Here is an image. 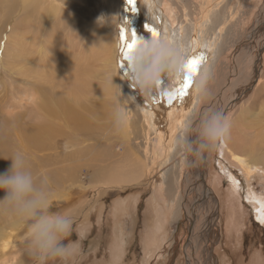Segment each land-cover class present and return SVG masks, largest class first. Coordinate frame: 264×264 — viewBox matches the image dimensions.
Masks as SVG:
<instances>
[{
	"label": "rangeland",
	"instance_id": "1",
	"mask_svg": "<svg viewBox=\"0 0 264 264\" xmlns=\"http://www.w3.org/2000/svg\"><path fill=\"white\" fill-rule=\"evenodd\" d=\"M184 2L186 8L190 11L195 6L192 0H184ZM55 4L61 8V14L65 16L63 26L58 27L64 30V32L70 34L66 40L71 42L70 44L68 43V45L64 43L65 37L60 36L61 31L59 28L57 29L56 27L50 31V29L56 25V19L47 21V18H44L40 20L42 14L36 12L28 18L26 24H19L22 19H27V14H24V11L20 12L21 7H18L16 14L11 15L8 14L9 8H7V4L4 3V6L0 5V33L3 32L2 27L4 24H7L0 48V122L5 121L7 124L9 123L8 129L12 131L10 132L7 129L3 133L4 136L2 135L0 138V156L9 158L12 157L11 155L16 151L26 153L33 173L42 178H46L47 180V188L51 193L50 210L55 213L68 215L72 217L74 221L73 231L69 240L74 242L73 247L75 249V255L65 262H62L57 258H50L44 261L43 264H188L186 262L187 257L182 253V245L186 239L187 224L185 221L186 214L182 208L186 201L183 202L185 175L183 177L182 173L184 170L181 165L183 158L185 159L186 157L176 150L175 141L178 133L186 125L198 124L200 118L203 116V109L211 102H215L213 110H221L229 116L232 112L234 113L238 106L244 104L249 99L248 98L245 101L244 99L246 98L238 99V102L233 104L232 102L234 101V98L230 94L222 96V91L224 94L225 89L229 87L226 85H233L232 81H235L236 84L234 89L243 90L246 93L249 86L248 83L253 81L255 77L257 79V73L254 74L250 68L242 69L237 76L232 75V72L238 69V67H234L233 69L232 65L234 66L235 64L238 66L241 63L239 56L235 52L238 45L240 46L242 43H244V45L246 43V45H249L251 41L253 43L256 42L255 45H257L259 40L261 42L264 40V0H200L199 8L201 10L205 9L206 11L207 9H214L213 14L219 15L220 24L224 20L223 16L226 17L227 14L229 24L227 25L231 28V31L230 29L229 31L227 29L222 36L223 41H221L219 40L218 31L217 34L216 31H209V28L213 24L210 23L206 26L207 28L205 27L206 32H204L202 36L204 42L200 47L202 53L206 54L207 60L201 65L200 73H198L197 78L194 79V82L196 81L195 89L192 92L190 89L188 95L185 97L188 98L185 105L183 103L185 98H176L172 103L173 105H169L166 99L158 98V94L151 98V101L155 102L154 105H149L139 91L131 87V82L125 80L124 76L127 75L128 64L127 60H124L121 55L120 29L122 27L128 29L129 40L131 39V28L137 29L140 32L144 42H147V39L151 36L149 31L151 26H149L144 14H128L129 6L131 7L128 0L124 1V6L122 7L124 11L121 12V14H116L118 17L114 14L115 6L117 5L114 0H95L94 5L97 4L99 6H96L98 7V10L95 11V7L90 8L88 6V10L84 12L78 11L76 7L69 9L68 7H70V5L65 4L62 0L60 2L57 1ZM74 4L79 6L82 3L78 4L77 2H74ZM125 5L127 8H125ZM101 8L104 11L103 13L100 11ZM105 12L109 14V17L105 15ZM199 12L201 11L199 10L197 14H202V12ZM90 13L93 15L92 17ZM218 15L211 16L213 17L212 21H214V17ZM73 17L77 18L79 21L85 20V23L91 21L94 24L98 21L97 25H99V23L100 25L93 31L98 32V29H100L110 34L108 39H113V42L116 43L117 47L115 69L114 64L110 65L104 59L106 64H104L105 62L97 64L96 69L98 70V73H90L89 76L82 75L81 77L88 81V84L85 85L88 91H84V93L81 94L85 96L82 97V99L85 105H88V107L93 108L94 110V112L87 114L90 129L84 133L88 134L77 135V132H75L69 142L59 137H53L47 140V142H49L46 144L45 149L40 150L24 140V138H26L25 135L31 131H37V133L41 132L42 134L38 133L41 138L44 134L48 133V130H45L43 125L38 123V120L35 122L31 117L29 118L31 112L35 110V105L39 103L38 100H35L34 102V100H31L32 98H29L32 94V97L34 95L38 99V95L32 88L33 86L31 83L37 82L39 77L37 73L31 71L30 67H28L30 66V60L25 61V56L31 50V45H33V39L25 45L26 47L24 49L26 50H24L23 53L18 49V53H21V55L16 58L17 50L15 51L13 46L8 48L10 51L8 49L3 51V43L6 39L5 34L10 30V27L13 28V30L16 29L15 32L20 31L21 35L24 33H32V30L42 31L43 35L45 34L44 32H46L47 39L52 41L55 40L54 42L56 45L63 49V55L67 53L68 56H66V58H68V70L72 72L75 70L76 62L73 63L69 57L72 56L73 59L77 58V60H80L81 58L79 57L81 56V50L84 49L85 46L93 43H96L97 46H101V49L103 46L99 34H86V31H80V25L75 22ZM100 18L103 25H101V21L99 22ZM236 23L238 24V27ZM157 24H159V21H157ZM258 24L259 26H256ZM107 27H109L108 30ZM232 31H234V33L230 34ZM47 33L50 35H47ZM51 33H53V37H51ZM240 38L242 39L241 41H239ZM205 39H213L211 50H209L210 48L207 46ZM90 40L93 42H90ZM230 42H234L231 43L232 45H237L232 46ZM255 45H253L254 48L256 47ZM250 51L251 53H249ZM250 51L246 50V52L240 55L241 58L242 56L243 58L247 57L244 60L245 62L252 61L255 57L256 52L254 51L253 53L252 50ZM261 52L259 55L262 54V56H264V45ZM58 53H60L59 50ZM89 56L87 55V58L90 59ZM1 57L2 59H6L4 68L1 64ZM82 62L83 64L87 63L83 60ZM230 67L232 68L231 70ZM110 70L112 71V74ZM70 71H68V74L71 73ZM68 74L67 72L63 75L59 74V80L64 76L69 78V80L74 81L75 75L72 74L73 77H68ZM110 74L111 76H109ZM112 75L114 76V79ZM200 77H204L206 83L203 89L197 90V82ZM34 79L37 80L35 81ZM112 80H114L113 83L111 82ZM78 81L79 79L75 80V82ZM120 82L122 83L123 90H126H124V92L128 94V96L125 93L124 95L126 97L132 96L135 98L128 99L131 108L129 106L127 107L128 113L130 112V117H133H131L132 124L129 126L126 125L122 131H117L113 127L112 114L114 105L117 102V99L114 97V92L115 96L117 95L118 97ZM254 82L255 81L251 83ZM40 83L43 86H48L46 81L44 84L43 80H40ZM181 84L182 83H180V85ZM180 85L177 84V88ZM29 88H31V90ZM255 88L251 87L247 96L251 97ZM173 90L174 89L170 90V92ZM232 90L233 89L231 88L229 92H232ZM106 92H109L111 98L110 96L105 97L104 93L107 94ZM262 95H264V93L259 95L256 100H259L260 98V100L263 101L264 96ZM18 97H21V99H18ZM104 97L106 99H104ZM27 98H29V100ZM112 98L114 101H111ZM27 100L28 103H30L28 104V108H26ZM251 100L254 99L252 98ZM32 102L35 105H33ZM111 104L112 106H110ZM152 107H155L156 110ZM263 108L264 102L257 107V111H263ZM9 110H11L12 113ZM24 114H28L29 116H26L25 118ZM19 115L24 116V119L20 123H18ZM235 115L232 120L237 121L241 117V114L238 111ZM136 117L141 119H138L139 124H134L137 119ZM12 123L14 124L12 125ZM134 129L136 131L133 132L136 133H132L133 137L131 132ZM66 131L70 130L67 129ZM158 135L163 136L160 143H158L160 141ZM129 138L137 139L140 142L141 146L133 144L134 147L136 146L135 148L133 147V150H135L134 152L139 154V156H142L140 154L143 152L142 148L147 147V144L149 146L151 145V149L148 146L150 153L151 151L152 154L155 153L153 155L155 158L153 157V159H149L148 162L147 159L142 156L145 163L143 168L140 166L142 169L140 167L137 168V166L135 167L128 158L131 157L129 156L130 149L127 150L129 145L127 140ZM155 145L157 147L162 145V148L164 149L162 155H156ZM36 150H38V152ZM47 151H50V153ZM158 153H160V151H158ZM238 158L246 161L247 165H251L250 160L246 158V156L238 155ZM6 160L8 161L9 159ZM6 160L0 158V173L6 172L11 166L12 162L10 160L11 163L6 162ZM220 160L223 163H226L225 168L231 170L234 174L233 176H235L234 178H237L238 183L243 184L244 190H241L240 193H237L236 191L235 193L233 190H230L232 195L237 198V203H234L232 207L229 206L228 202V186L231 183V179L228 178L227 174L220 170V164H218ZM237 162L238 161L234 157H231L230 154L228 156L226 154L224 159L221 156L220 147L215 149L214 157L212 159L211 178L208 180V185L211 188L213 187L212 189H215L216 187V190L221 196V214L218 218L219 225L217 224L221 227V233H219V240H221L213 252L215 258H217L215 261L216 264H253L258 257L257 253L264 254V228L258 225L260 224L259 222H256L254 207L251 202L249 203L248 198H246L248 191L250 192L251 189L257 194L264 196V174L261 176L262 171L257 170L254 175L249 174L248 176L246 175L247 173L242 167V164ZM3 163L5 164L3 165ZM172 165H175V169ZM260 168L262 169V166H260L259 169ZM169 170H171L170 176H167L166 174L163 175L164 172L167 173ZM134 172H136L135 175ZM216 173H220V176L219 174L216 176ZM52 182L54 186H52ZM176 189L179 191L177 192ZM180 190H182V192ZM174 192L176 195L178 194L177 197L175 195V198ZM57 193H65L66 196L61 198ZM165 193L166 195L168 194V196H166ZM5 195V192L0 191V199H3ZM163 197L166 201L163 200ZM12 218L13 216L10 214H0V232L3 231L4 234V237H0V264H6L3 262V259L12 261L14 264H38L28 246V222L21 221L22 223L20 226L13 229L10 225ZM151 219L154 221L152 224L155 225V229L158 228V230L154 231L155 235L162 238V244H160L157 253H154L153 256L149 255L146 246V239H148V234L151 233V228L153 227L151 226ZM118 235L120 237L119 239ZM123 237L125 239H123ZM65 242L67 243L68 241ZM118 251L119 254L123 253V251L125 252L121 263L116 261L115 253Z\"/></svg>",
	"mask_w": 264,
	"mask_h": 264
},
{
	"label": "bare ground",
	"instance_id": "2",
	"mask_svg": "<svg viewBox=\"0 0 264 264\" xmlns=\"http://www.w3.org/2000/svg\"><path fill=\"white\" fill-rule=\"evenodd\" d=\"M57 1L60 2L61 0H0V5L4 6V3L7 4L8 5L7 8H9L8 14H11V15L16 14L18 7L20 6L21 7L20 12L24 11V14H27V19L26 20L22 19L19 24H23V23L26 24L28 21V18L31 15L35 14L36 12H40V14H42V16H40V20H42L44 18H47V21H49L51 19H53V20L56 19L57 20L55 22L56 25H54V27L50 29V31H51L52 29H54L56 27L58 29L59 28L58 26H60V27L63 26V23H64V17L65 16L63 14H61V12H62L61 8H59L58 5L55 4V3H57ZM62 1L65 4L70 5V7H68L69 9L76 7L78 11H83V12L88 10L87 9L88 6L90 8L95 7V11H97L98 7H99L97 4L94 5L95 0H62ZM114 1L117 3V5L115 6V13L114 14L115 15L121 14V12L124 11L122 7L124 6V1H126V0H114ZM192 1L194 2L195 6L190 11L186 8L184 0H136V5H135L134 10H133L132 6L130 7L128 5L129 6V10H128L129 13L128 14H144L147 18L149 26L155 27L158 31L161 32V34L168 35L169 37L175 39L177 42L188 46L191 50V54H190L189 58L196 57L202 53V49L200 46H202V43L204 42V40H203L204 38L202 36H203V33L206 32V28H207L206 26H208L210 23L213 24L209 28V31H216V34L218 31V36L220 38L219 40H221V41H223L222 36L226 32V30L228 29V31H229V29H230V31H231V28L228 26L229 24H228L227 14H226V17L223 16L224 20L220 24L219 15L213 14L214 9H210V10L207 9V11L205 9L201 10L199 8L200 0H192ZM74 2H77L78 4H81V3L82 4L79 6H76L74 4ZM252 5H253V3H252ZM96 6H98V7H96ZM62 7H63V5H62ZM125 8H127L126 5H125ZM199 10L202 12V14H197V12ZM100 11H102V13L104 12L102 8L100 9ZM201 12H199V13H201ZM105 13H106L105 15H107V16L109 15V14H107V12H105ZM214 15H218V16L214 17V21H212L213 17H211V16H214ZM92 16L93 15L91 14V17ZM77 17H79V16H77ZM116 17H118V15H116ZM111 18H112V16H111ZM229 18H230V16H229ZM233 18H234V16H233ZM259 18H261V17H259ZM73 19L75 20V22L77 24L80 25V28L78 27L80 29V31H86V34L87 33L99 34L100 41L102 42L103 46H102V49H101V46H97L96 43L85 46L84 49L81 50V56L79 57V58H81L80 60H77V58L73 59L72 56L69 57L73 63L76 62L75 63L76 67L74 68L75 70L72 72L70 70H68V66H67V59L68 58H66V56H68L67 53H65L64 54L65 56H64L62 54L63 49L61 47H59L58 45H56V43L54 42L55 41L54 38H53L54 41L47 39L48 37L46 36V32H44L45 34L43 35L42 31L32 30L33 31L32 33H28V34L24 33L21 35L20 31L15 32L16 29L13 30V28L10 27V30L8 32H6V34H5L6 39L3 43V45H4L3 51H6V49L10 48V46H13V49L15 51L17 50L16 51L17 53L15 52L16 58H17V56L21 55V53L20 54L18 53V49H20L19 51H22V53H23V51L26 50V49H24L26 47L25 45L27 43L31 42L33 39V45H31L32 46L31 50L26 54L25 61L30 60V66H28V67H30L31 71L38 74L39 80L36 79L37 82L31 83V85L33 86L32 88L35 90L36 94L38 95L37 96L38 99L34 95L32 97V94L30 95L29 98L30 99L32 98L31 100H34V102H35V100H38L39 103H37L35 105L32 102L33 105H35V110L33 112H31L30 116L28 114H24V116H25V118H26V116H29V118L31 117L33 119V121H35V122L38 120L39 121L38 123L42 124L44 129L48 130V133L44 134L41 138L40 135L38 134L41 132L37 133V131H31L25 135L27 139L24 138V140L26 142H28L30 145L39 148L40 150L45 149L46 144L49 142V141L47 142V140L50 138L59 137L65 141L69 142L73 133H75V132H77V135H87L88 134V133H84L90 129V124H89L87 114L94 112V110H93V108L88 107V105H85V103L82 99V97H85V96L81 95V94L84 93V91H88L87 87L85 86L86 84H88V81H86V79L81 78V77H82V75L83 76L84 75L89 76L90 73H92V74L98 73V70L96 69L97 64L100 62H105L104 59L110 65L114 64V69H115L116 58H117V47H116V43L113 42V39L112 40L108 39L110 34L104 32V30H100V29H98V32L93 31V30L97 29V26L100 25V23H99V25H97L98 21H96L97 23L93 24L91 21H89L88 23L87 22L85 23V20L79 21L77 18H74V17H73ZM157 21H159V24H157ZM46 22H44V23H46ZM259 24L256 26H259ZM6 25L4 24V26L2 27L3 32L0 33L1 34L0 35L1 36L0 48H1V45L3 42V34L5 33V30L7 28ZM101 25H103L102 21H101ZM17 26H18V24H17ZM237 27H238V24H237ZM108 28L109 27H107V30H108ZM84 29H86V30H84ZM234 29H236V28H234ZM59 30L61 31L60 36L65 37L64 43H66L67 45H68V43L70 44L71 43L70 41H66L67 38L69 37L68 35H70V34L64 32V30H62L61 28H59ZM131 30L136 34L138 41H143V38L141 37V34L137 29L131 28ZM233 33H234V31H232V33H230V34H233ZM47 35H50V34L47 33ZM82 35H83V32H82ZM150 35L151 36L147 39V41H150L153 38L151 31H150ZM239 35H240V33H239ZM213 36H215V35H213ZM249 36H250V34H249ZM51 37H53V33H51ZM237 38H238V36H237ZM241 38H242V36H241ZM241 38L239 41L242 40ZM250 38H251V36H250ZM217 39H218V37H217ZM83 40H81V41H83ZM205 41L207 42V46L210 48L209 50H211L213 39H210V40L205 39ZM90 42H93V41L90 40ZM251 42L249 44L251 46L246 45L247 43L245 45H244V43H242L240 46L238 45V47L236 46L237 49L235 52L239 56L241 63L238 66L235 64H234V66L232 65L233 69H234V67H238V69L235 70L234 72H232V71L231 72H232V75L237 76V74L239 75V72L242 69L250 68L254 74L257 73V79L255 77V79L253 80V81H255L254 83H251L253 81L248 83L249 86L247 88L246 93L243 90L234 89V86L236 84L235 81H232L233 85L231 83H230L231 85H229V84L226 85L229 87L227 89H225L224 94L222 91V96H226V95L230 94L234 98V101L232 102L233 104H236V102H238V99L246 98V99H244V101L247 100L248 98L249 99L244 104L238 106V108L234 111V113L232 112L228 116L229 120L232 123V127L230 130V134L228 136V139L226 140V142L224 144H222L220 146V150H221V156L224 159L226 157V154H227V156L230 154L231 157H234L240 164H242V167L244 168V170L247 173L246 175H248V176H249V174L254 175L257 170H261L262 171L261 176H262L264 174V114H263L264 108H263V111L262 110L257 111L258 110L257 107L260 106L261 103L263 104L264 100L261 101L260 98H259V100H256V99H258L259 95L264 93V77H263L264 76V68H263L264 56H262V54L259 55V53L261 52V50L263 48L264 40L262 42L259 40L257 45H255L256 42L255 43H253V42L251 43ZM231 43H234V42H230V44ZM234 45H237V44H234ZM234 45H232V46H234ZM253 45H255L256 47L254 48ZM58 50L60 51V53H58ZM246 50H248V51L254 50L256 52L255 57L252 61L246 60L248 62H245L244 60L247 57L243 58V56H242L243 59L241 58L240 55L242 53L246 52ZM254 51H253V53H254ZM74 52H75V50H74ZM249 53H251V51ZM87 55L88 56L90 55L89 56L90 59L87 58ZM246 55H247V53H246ZM3 56H5V55H3ZM7 56H8V52H7ZM23 58H24V56H23ZM5 60L6 59H2V57H1V64H2L3 68L5 67L4 66V64L6 62ZM82 60L87 62V63L83 64ZM104 64H106V62ZM232 68L230 67V70ZM104 69H105V67H104ZM108 70H105V71H108ZM68 71H70L71 73L68 74ZM65 72H67V74L69 75L68 77H70V76L73 77V75H75L74 81L69 80V78H66L64 76H62L61 79L59 80V78H60L59 74L63 75ZM110 72L112 74L111 70H110ZM102 73H104V72H102ZM199 73H200V70H199ZM111 74L109 76H111ZM113 74H114V72H113ZM24 76H25V74H24ZM196 78H197V76H196ZM77 79H79V81L75 82V80H77ZM113 79H114V76H113ZM40 80H43L44 84L46 81L48 86H45V85L43 86L40 83ZM231 80H232V78H231ZM114 85H115V83H114ZM195 85H196V81L193 83V85L191 87V92L195 89ZM166 86H167V79L165 78V80L162 83V89L165 88ZM251 87H254V88L256 87V88H255L252 96L249 97L247 95H248V92L250 91ZM107 88H108V86H107ZM176 88H177V85H175L172 89L175 90ZM231 88L233 90H232V92H229V90H231ZM29 89L31 90V88H29ZM108 90H111V89H108ZM124 90L122 88V83L120 82L119 88H118L119 96L122 92V98H127L124 95V93H125ZM174 90L172 92H174ZM18 91H19V89H18ZM168 92H170V91H168ZM106 93L108 95L104 93L105 97L106 96L109 97L110 96L109 92H106ZM110 94H112V93H110ZM126 95L128 96V94H126ZM262 96H264V95H262ZM11 97H13V96H11ZM105 97H104V99H106ZM112 97H113V95H112ZM114 97L116 99L118 98L117 95L115 96V92H114ZM157 97L160 99H164V100L166 99L167 100V97L162 95V93H159L157 95ZM19 98L21 99V97H18V99ZM29 98H27V99L29 100ZM110 98H111V96H110ZM252 98L254 100H251ZM112 99H111V101H114V99L113 100ZM139 99H140V97H139ZM28 100L26 103V105H27L26 108H28V104H30V103H28ZM129 100H130V98H129ZM187 100H188V98H185L183 100L184 105L186 104ZM108 101H110V100H108ZM146 101L149 105H154V103H155V102L151 101V99H146ZM18 102H19V100H18ZM23 102H24V100H23ZM100 102H98V103H100ZM101 103H103V102H101ZM171 105H173V104H171ZM17 106H18V104H17ZM110 106H112V104ZM128 106H129V102L127 101L125 108H126L127 115H128L127 125L129 126L132 124V122H131L132 116L130 117V112L128 113V110H127ZM228 106H230V105H228ZM29 107H30V105H29ZM214 107H215V102H211L208 106H206L203 109V111H202L203 115H204V113H206L210 110H213ZM152 108H154V110H156L155 107H152ZM20 110H21V108H20ZM9 111L11 112V110H9ZM219 111H221V110H219ZM238 111L240 112L241 117L237 121L232 120L233 116L235 115L236 112L238 113ZM27 112H28V110H27ZM24 116H22V115L18 116V118H19L18 123H20L24 119ZM12 119H13V117H12ZM138 119H140V118H137L135 122L133 121L134 124H139ZM170 119H172V118H170ZM13 124L14 123H12V125ZM8 125H9V123L7 124V122H5V121L0 122V138L2 137L3 133L9 128ZM12 125H11V127H12ZM18 126H19V124H18ZM18 126H17V128H18ZM17 128H16V130H17ZM39 128H37V129H39ZM65 129L66 130L68 129L70 131H66ZM132 129H133V127H132ZM138 130H139V128H138ZM133 131H136V130L135 129L132 130V132H131L132 136H133L132 133H134ZM10 132H12V131H10ZM138 133H139V131H138ZM125 134H124V137H125ZM137 135H135V136H137ZM158 136L160 138V141L159 140H156V141H159L158 143H160L162 141L163 136H160V135H158ZM157 139H158V137H157ZM21 140H22V138H21ZM63 140H62V142H63ZM139 140H140V138H139ZM84 141H86V140H84ZM127 141L129 144V145L127 144L128 145L127 150L130 149L129 150V152H130L129 156H131L128 158H129L130 162L135 167L137 166V168H139L141 166L143 168L145 163H144V160L142 159V156H144V158L147 159V162L149 159H153V157L155 158V156H153L155 153L152 154V151L150 153V150H149V147L151 149V145L149 146L147 144L146 145L147 147L143 146L144 147V148H142L143 152L141 151L142 153H140L142 156H139V154L134 152L135 150H133V149L136 146L134 147L133 144H136L139 146L140 142L137 139H132V138H129ZM67 144H69V143H67ZM136 150H137V148H136ZM155 150H156V155L160 156V155H162V152L164 149L162 148V145H159L158 147L155 145ZM36 151L38 152V150H36ZM158 151H160V153H158ZM48 153H50V151ZM214 153H215V150L208 152V153H205L203 159L200 160V162L196 165H193L190 162L192 157L187 156L185 159L183 158V162L181 165V166H183V170H184L182 173L183 177L185 175V177H184L185 179L183 178L185 181V183L183 185V188H184L183 202L186 201V202H184V207L182 206V208L186 214L185 221L187 224L186 236H185L186 239L182 245L183 246L182 253L184 254V256L187 257L186 262L188 264H216L215 261L217 258H215L213 252L221 240V239L219 240V235H220L219 233H221V227L218 226L219 225L218 224V220H219L218 218L221 214V202H220L221 196H220L219 192L216 190L217 189L216 187H215V189H212L213 187L211 188L208 185V180L211 178L210 174H211L212 159L214 157ZM35 154H37V153H35ZM58 155H60V154H58ZM238 155L246 156V158H248L250 160L251 165H247L246 161L239 159ZM56 157H58V156H56ZM53 158H54V155H53ZM9 160L8 161L6 160V162L11 161V160L10 161ZM51 160H52V158H51ZM58 161H59V159H58ZM66 161H67V159H66ZM70 161H71V158H70ZM227 161H230V160H227ZM2 162H4V161H2ZM4 164L5 163H3V165ZM218 164H220V170L223 173L227 174L228 178L231 179L230 180L231 183L228 186V189H229L228 190V194H229L228 202H229V206L232 207V205L234 203H237L236 202L237 198L232 195L230 190L231 191L233 190L234 192L236 191L237 193H240L241 190H244L243 184L238 183L237 178H234L235 176H233L234 174L231 172V170L229 168L228 169L225 168L226 163H223L220 160ZM3 165H2V168H3ZM173 166L175 169V165H172V167ZM260 166H262V169L261 168L259 169ZM239 167H240V165H239ZM129 168H130V166H129ZM209 169H210V172H209ZM36 172H37V170H36ZM41 172H42V170H41ZM122 172H123V170H122ZM185 172H186V174H185ZM241 172H243V171H241ZM135 174H136V172H134V175ZM165 174L167 176H170L171 170H169L167 173L164 172L163 175H165ZM214 174H215V172H214ZM214 174H213V176H214ZM217 174H219V176H220V173H216V176H217ZM138 175H139V173H138ZM140 175L142 176L141 173H140ZM253 178H254V176H253ZM175 181H176V179H175ZM130 182H132V181H130ZM217 182H218V180H217ZM222 182H223V180H222ZM52 184H53V182H52ZM174 185H175V182H174ZM52 186H54V184ZM62 187H64V186H62ZM158 188H159V186H158ZM175 188H177V187H175ZM179 188H181V187H179ZM59 189H60V187H59ZM160 189H162V188H160ZM178 191L179 190H177V192ZM180 191L182 192V190H180ZM175 192H174V198H175V195L177 193V192L176 193ZM247 194L248 195L246 196V198H248L249 203L251 202L252 206L254 207V216L257 220L256 222H259L260 224H258V225H260L262 228H264V223L261 222L262 220H264V198H263L264 196L257 194L256 192L253 191V189H251L250 192L248 191ZM165 195H166V193H165ZM177 195H176V197H177ZM58 196L61 198H64L66 196V194L60 193V194H58ZM166 196H168V194ZM163 200H164V197H163ZM164 201H166V200H164ZM246 201H247V199H246ZM180 202H181V200H180ZM182 205H183V203H182ZM120 207H122V206H120ZM172 207L174 208L173 205H172ZM156 212L158 213L157 210H156ZM216 221H217V223H216ZM152 222H154V221H152V219H151V226H153V227L152 228L150 227L152 230H151V233L148 234V239H146V246L148 248V252H149L150 256H153L154 253H157V251L160 247V244H162V238H159L154 233V231L158 230V228L155 229V225H153ZM21 223H22L21 221L15 219L13 217L10 225L13 229H16L20 226ZM161 227L163 228L162 225H161ZM163 230H164V228H163ZM215 230H216V233H215ZM120 234H121V232H120ZM0 237H4L3 231L0 232ZM116 238H117V236H116ZM119 238L120 237L118 235V239ZM123 239H125V238L123 237ZM124 250H125V248H124ZM124 254H125L124 251L121 254H119V251L116 252L115 253L116 261L121 263L123 261V255ZM257 256H256L257 258L255 260V263H253V264H264V254L257 253ZM171 257H172V254H171ZM6 261H9V260L3 259V262H5L6 264H14L12 261H9L10 263L6 262Z\"/></svg>",
	"mask_w": 264,
	"mask_h": 264
},
{
	"label": "clouds",
	"instance_id": "3",
	"mask_svg": "<svg viewBox=\"0 0 264 264\" xmlns=\"http://www.w3.org/2000/svg\"><path fill=\"white\" fill-rule=\"evenodd\" d=\"M190 54L188 46L165 34H161L159 39L140 41L127 61L125 80L130 81L131 87L145 99H151L183 82ZM165 78L167 86L162 89ZM205 83L204 77L198 78L197 90L203 89ZM129 98L135 97L122 98L121 92L114 105L113 127L117 131H122L127 125L125 105ZM231 127L232 123L224 112L210 110L204 113L198 124L181 129L175 148L185 157L191 156L190 162L196 165L205 153L226 142ZM0 158L12 161L10 168L0 173V191L6 193L0 199V214H10L19 221L28 222V246L38 264L50 258L68 261L75 255L74 242L69 240L73 218L50 210L51 193L47 180L33 173L24 152L16 151L10 158Z\"/></svg>",
	"mask_w": 264,
	"mask_h": 264
},
{
	"label": "snow or ice",
	"instance_id": "4",
	"mask_svg": "<svg viewBox=\"0 0 264 264\" xmlns=\"http://www.w3.org/2000/svg\"><path fill=\"white\" fill-rule=\"evenodd\" d=\"M128 3L133 7V10L135 9L136 0H128ZM152 32L153 38L159 39L161 36V32L158 31L155 27H150L149 29ZM120 49H121V55L124 60L130 59L131 52L136 48V46L140 43L138 41L136 34L131 30V39L129 40L128 37V29L125 27H122L120 29ZM207 60V56L204 53L199 54L196 57H191L187 59L186 62V72L185 77L182 82V84L175 89L174 92H168L164 91L162 92V95L167 97V102L169 105H171L176 98L183 99L185 98L189 90L191 89L194 79L199 73L201 65ZM121 66V61H120ZM264 223V220L261 221Z\"/></svg>",
	"mask_w": 264,
	"mask_h": 264
},
{
	"label": "crops",
	"instance_id": "5",
	"mask_svg": "<svg viewBox=\"0 0 264 264\" xmlns=\"http://www.w3.org/2000/svg\"><path fill=\"white\" fill-rule=\"evenodd\" d=\"M74 220H75V218H74Z\"/></svg>",
	"mask_w": 264,
	"mask_h": 264
}]
</instances>
